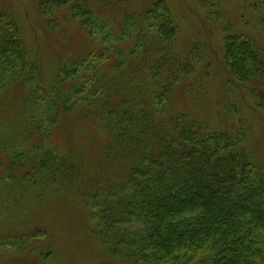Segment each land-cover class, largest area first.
<instances>
[{
	"label": "trees",
	"instance_id": "16d2710c",
	"mask_svg": "<svg viewBox=\"0 0 264 264\" xmlns=\"http://www.w3.org/2000/svg\"><path fill=\"white\" fill-rule=\"evenodd\" d=\"M109 1L110 13L117 12L112 0L38 3L42 15L78 17ZM11 16L0 9V92L18 85L27 91L17 140L7 143L8 120H0L6 194L26 203L50 192L74 194L80 227L103 238V250L118 264H264V159L250 154L240 123L215 130L187 113H162L175 87L195 73L177 47L164 0L122 14L111 55L115 75L103 74L93 86L86 78L91 52L62 58L50 78L30 60L16 23L4 22ZM251 39L228 34L224 55L232 79L251 90L264 113V52ZM62 117L89 135L95 148L87 155L64 135Z\"/></svg>",
	"mask_w": 264,
	"mask_h": 264
},
{
	"label": "rangeland",
	"instance_id": "374dc122",
	"mask_svg": "<svg viewBox=\"0 0 264 264\" xmlns=\"http://www.w3.org/2000/svg\"><path fill=\"white\" fill-rule=\"evenodd\" d=\"M157 1L112 0L113 7H119L117 12L110 13L109 1L106 6L94 8V14L78 17L67 16L66 11L42 15L38 0H0V9L12 15L4 22L16 23L18 36L28 48L30 60L40 61L44 74L50 78L56 73L53 64L62 58L91 52L89 62L92 66L88 68L86 78L93 86L103 74L115 75L111 55L120 44L121 25L125 22L122 14L126 15L135 7L137 12H143ZM164 1L177 30V47L195 65L190 81L177 85L170 103L161 108L164 117L187 113L200 124L215 130L235 129L240 123L247 135L250 154L264 159V113L256 106L251 90L232 79L223 48L228 34H241L244 38H252L264 52V2ZM130 33L123 36L125 42L132 45ZM94 73H97L96 77ZM190 89L194 91L190 92ZM26 91L18 85L9 92H0V120H8L7 143L19 137ZM62 119L65 120L64 128L70 133L64 135L87 155L91 146L94 147L89 135L69 123V118ZM23 149V146L16 148ZM6 184L7 180L0 178V264H107L105 261L118 264L103 250V238L101 241L92 239L91 228H85V231V224L80 227L83 215L80 198L74 194L55 197L50 192L39 202H18L14 198L19 195H11L10 190L7 196ZM87 224L91 226L89 220Z\"/></svg>",
	"mask_w": 264,
	"mask_h": 264
}]
</instances>
